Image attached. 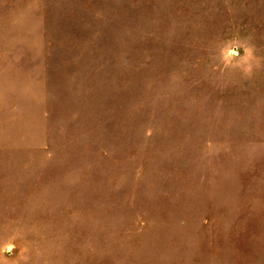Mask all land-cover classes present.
<instances>
[{"label":"rangeland","instance_id":"374dc122","mask_svg":"<svg viewBox=\"0 0 264 264\" xmlns=\"http://www.w3.org/2000/svg\"><path fill=\"white\" fill-rule=\"evenodd\" d=\"M0 264H264V0H0Z\"/></svg>","mask_w":264,"mask_h":264},{"label":"clouds","instance_id":"9594fccd","mask_svg":"<svg viewBox=\"0 0 264 264\" xmlns=\"http://www.w3.org/2000/svg\"><path fill=\"white\" fill-rule=\"evenodd\" d=\"M224 55H225V53H224V51L222 50V51H221V56L224 57ZM236 55L239 56V55H240V51H237V54H236Z\"/></svg>","mask_w":264,"mask_h":264}]
</instances>
